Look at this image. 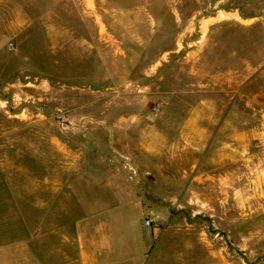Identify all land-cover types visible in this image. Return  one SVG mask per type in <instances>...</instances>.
Segmentation results:
<instances>
[{
    "label": "rangeland",
    "instance_id": "374dc122",
    "mask_svg": "<svg viewBox=\"0 0 264 264\" xmlns=\"http://www.w3.org/2000/svg\"><path fill=\"white\" fill-rule=\"evenodd\" d=\"M243 67L264 68V0H0V263L66 264L45 251L93 217L112 260L151 219L150 264H264V201L206 182Z\"/></svg>",
    "mask_w": 264,
    "mask_h": 264
},
{
    "label": "crops",
    "instance_id": "0c3cea01",
    "mask_svg": "<svg viewBox=\"0 0 264 264\" xmlns=\"http://www.w3.org/2000/svg\"><path fill=\"white\" fill-rule=\"evenodd\" d=\"M245 62L247 61L243 60V64ZM245 68L238 70L237 99L232 97L228 104L223 100L213 103L215 110H219L221 106L224 114L219 121L213 119L214 127L206 135L209 145L206 152L213 165L206 174V182L212 184L215 192H220L219 200L223 207L239 209L249 206L260 208L264 201V68H260L250 79L244 73ZM228 82L231 80L228 79ZM251 82H255L252 90L247 89ZM249 118L252 120L249 121ZM231 119L234 120L233 123ZM162 173L165 174L163 170ZM244 176L254 179L245 183ZM125 218L124 216L123 219ZM91 220L93 217L75 221L72 227L74 233L61 230V247L54 251L55 245L52 244L45 251L48 258L61 253L66 258V264H150L154 253L150 250L158 238L156 228L150 226L153 240L148 234H143L138 239L132 233L130 240L126 242V249L131 251H125L119 259L112 260L105 258L104 253L122 250L123 247L117 241L114 242L113 238L108 243L103 237L104 233L100 236L91 232L86 226ZM235 220L239 222L241 218ZM227 221L234 222V219L228 216ZM123 222L133 226V223ZM135 239L143 242L142 249L135 250ZM69 246L74 247L75 251H70ZM15 256H21V253L16 252Z\"/></svg>",
    "mask_w": 264,
    "mask_h": 264
},
{
    "label": "built area",
    "instance_id": "2783aa9c",
    "mask_svg": "<svg viewBox=\"0 0 264 264\" xmlns=\"http://www.w3.org/2000/svg\"><path fill=\"white\" fill-rule=\"evenodd\" d=\"M145 223H146L147 226H152L153 221H152L151 219H147V220L145 221Z\"/></svg>",
    "mask_w": 264,
    "mask_h": 264
}]
</instances>
